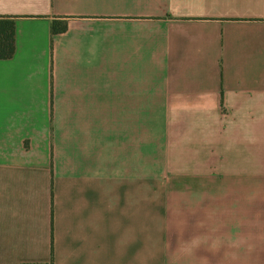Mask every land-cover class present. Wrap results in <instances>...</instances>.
I'll use <instances>...</instances> for the list:
<instances>
[{
	"label": "crops",
	"instance_id": "crops-1",
	"mask_svg": "<svg viewBox=\"0 0 264 264\" xmlns=\"http://www.w3.org/2000/svg\"><path fill=\"white\" fill-rule=\"evenodd\" d=\"M0 16V264H264V0Z\"/></svg>",
	"mask_w": 264,
	"mask_h": 264
},
{
	"label": "trees",
	"instance_id": "trees-1",
	"mask_svg": "<svg viewBox=\"0 0 264 264\" xmlns=\"http://www.w3.org/2000/svg\"><path fill=\"white\" fill-rule=\"evenodd\" d=\"M67 30V23L52 24V33L58 34ZM16 52V22L14 17L0 16V60L11 59ZM24 264H53L50 263H24Z\"/></svg>",
	"mask_w": 264,
	"mask_h": 264
}]
</instances>
